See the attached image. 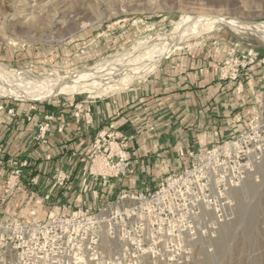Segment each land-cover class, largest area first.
<instances>
[{
	"label": "rangeland",
	"instance_id": "obj_1",
	"mask_svg": "<svg viewBox=\"0 0 264 264\" xmlns=\"http://www.w3.org/2000/svg\"><path fill=\"white\" fill-rule=\"evenodd\" d=\"M206 16L240 20L264 31V0H0V86L42 85L56 76L92 68H97L94 74H101L114 62L141 66L178 34L184 36L169 53L194 48L197 41L218 35L226 40L228 50L238 43L264 56V40L259 36H240L222 26L192 21ZM214 45L218 47L219 40ZM227 51L218 66L223 78L229 74L223 67ZM252 65L255 71L261 70L258 76L264 85V64ZM242 78L236 82H244ZM59 97L93 96L60 93L26 100L1 95L0 115L16 116L24 106L34 108ZM10 173L0 177V264L55 261L51 230L60 227L81 235L68 237L81 249L71 264H264L263 165L253 167L230 190V205L224 207L220 220L205 214L197 225L202 231L193 234L183 231L187 224L171 218V205L163 209L154 201L161 180L169 173L149 185L122 187L114 197L87 207L49 195L37 182L25 185L34 193L31 198L24 187L14 188L7 197ZM70 208L87 210L97 222H63ZM38 221L47 234L36 232L32 224ZM138 223L142 230L134 229ZM131 225L134 232L126 233ZM61 254L72 258L74 250L68 246Z\"/></svg>",
	"mask_w": 264,
	"mask_h": 264
},
{
	"label": "crops",
	"instance_id": "obj_2",
	"mask_svg": "<svg viewBox=\"0 0 264 264\" xmlns=\"http://www.w3.org/2000/svg\"><path fill=\"white\" fill-rule=\"evenodd\" d=\"M222 38L211 36L194 48L168 53L126 88L97 97H59L24 106L16 116L0 115V177L26 160L24 188L34 179L53 197L96 206L122 187L149 185L188 165L189 151L236 135L252 107L262 102L264 85L261 70L253 67L243 73L244 82L221 76L219 61L230 47ZM217 40L220 45L213 46ZM237 113L241 122L235 121ZM45 122L49 127L42 141L37 134ZM100 132H112L126 143L130 168L124 175L89 177L84 189L86 156ZM60 173L65 179L56 181Z\"/></svg>",
	"mask_w": 264,
	"mask_h": 264
},
{
	"label": "built area",
	"instance_id": "obj_3",
	"mask_svg": "<svg viewBox=\"0 0 264 264\" xmlns=\"http://www.w3.org/2000/svg\"><path fill=\"white\" fill-rule=\"evenodd\" d=\"M237 53L240 55L232 57ZM227 54L228 57L224 60L223 67L229 71V74L225 77H229L233 81L243 77L245 70L253 67V63L264 64V56L252 49L241 48L238 43L233 44V48L228 50ZM87 113H85V119H87ZM242 118L240 113L235 115L236 122H241ZM48 127L47 122L41 124L37 138L43 141ZM188 156L191 159L189 164L169 173L162 179L153 198L158 205H162L163 209H167L171 205L169 213L171 218L178 220L179 223L182 222V225L187 224L183 231L193 234L202 231L198 229L197 225H201L202 217L205 214L214 215L220 220L222 210L230 205V190L238 186L253 167L264 166V97L259 105L252 107L243 130L231 137L214 141L196 151H189ZM86 157L91 163L83 175L84 189L88 186L87 179L89 177L97 179L124 175L130 168L126 143L112 132L98 133L91 143L90 152ZM26 165V160H23L11 170L8 183L10 179H12V183L10 186L8 185L7 197L14 192V188L23 187L21 176ZM65 175L64 173L58 174L56 181L65 179ZM36 182L31 179V183L35 184ZM91 217L92 214L83 208H77V210L70 208L67 210V217L62 221L65 223H96L97 221H94L96 216L93 217V221ZM32 225L37 233L47 234L48 229L39 221ZM149 225L158 227L156 223H149ZM134 229L142 230V224L138 223ZM134 229L131 225V229H126L125 232L131 233ZM119 234L121 232H116V235L121 237ZM51 235L53 237L51 244L56 248L53 256L57 258L50 264H71L72 261H75L77 259L75 257L81 249L76 243H71L68 237L73 235L76 238L81 235H78L73 228L69 230L62 227L51 230ZM68 246L74 250L72 258L61 254ZM90 250L93 251L92 247ZM94 253L95 251L91 255Z\"/></svg>",
	"mask_w": 264,
	"mask_h": 264
},
{
	"label": "bare ground",
	"instance_id": "obj_4",
	"mask_svg": "<svg viewBox=\"0 0 264 264\" xmlns=\"http://www.w3.org/2000/svg\"><path fill=\"white\" fill-rule=\"evenodd\" d=\"M194 19L195 22L200 20L203 22V24L222 26L233 34H237L240 36L254 35V36H259L261 37L262 40H264V31L252 28L248 23L240 20H235L232 18L221 17V16H206V17H202L201 19L200 17L197 19L195 17L192 19V21H194ZM183 36L181 35L180 37L178 34V36L176 38H172L168 42V44H166L165 46L162 45L164 48L163 49L161 48V50L155 53L154 56L146 64L144 65L142 64L141 66L140 65L133 66V64L126 65L124 63L116 65L114 64L115 63L114 62L108 66L106 71L104 72L101 71L102 73L101 74L99 73L100 75L94 74L97 68L96 69L92 68V69H86L81 72L80 71L74 72L70 76H56L52 79L45 80L42 85H31V84L24 85L23 83H21L20 85L6 84V86H0V96L12 95L15 98L34 100V99H44V98L52 97L60 93L73 94V93L86 92L94 97V96H98V94L101 93L106 94L111 91L113 92L114 90H120L129 86L137 78L143 77L147 73L149 74V72H151L156 67V65L159 63L160 59L164 55L168 54L172 49H174L176 46L179 45ZM98 71L96 73H98Z\"/></svg>",
	"mask_w": 264,
	"mask_h": 264
},
{
	"label": "water",
	"instance_id": "obj_5",
	"mask_svg": "<svg viewBox=\"0 0 264 264\" xmlns=\"http://www.w3.org/2000/svg\"><path fill=\"white\" fill-rule=\"evenodd\" d=\"M262 46V45H261ZM263 48H264V46H263Z\"/></svg>",
	"mask_w": 264,
	"mask_h": 264
}]
</instances>
